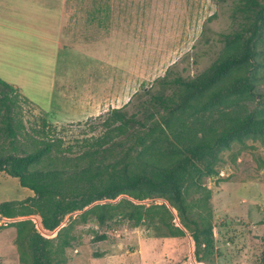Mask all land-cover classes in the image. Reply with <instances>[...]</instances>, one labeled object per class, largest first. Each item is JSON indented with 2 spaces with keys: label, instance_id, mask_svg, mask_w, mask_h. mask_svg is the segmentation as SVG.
I'll return each mask as SVG.
<instances>
[{
  "label": "trees",
  "instance_id": "trees-1",
  "mask_svg": "<svg viewBox=\"0 0 264 264\" xmlns=\"http://www.w3.org/2000/svg\"><path fill=\"white\" fill-rule=\"evenodd\" d=\"M230 17L233 27L220 34L219 54L201 72L186 77L169 67L136 95V105L130 99L83 123L57 126L43 116L39 125L25 124L21 103L32 102L0 77V171L33 192L0 202L1 217L21 216L6 224L15 227L19 264H67L75 224L91 217L102 224L116 216L133 226L157 218L171 235L189 234L197 261H212L211 190L205 181L218 174L223 153L236 144L264 143V93L257 92L264 0H234ZM252 101L251 109L245 107ZM82 124L96 133L68 136ZM120 195L127 197L112 202ZM147 198L166 203L134 202ZM26 216H37L44 230L56 234L44 236Z\"/></svg>",
  "mask_w": 264,
  "mask_h": 264
},
{
  "label": "rangeland",
  "instance_id": "rangeland-1",
  "mask_svg": "<svg viewBox=\"0 0 264 264\" xmlns=\"http://www.w3.org/2000/svg\"><path fill=\"white\" fill-rule=\"evenodd\" d=\"M233 1L0 0L1 14L10 16L12 35L9 44L0 46V77L19 86L32 102L21 103L25 124L39 125L43 116L57 126L83 123L130 99L136 105V95L151 87L169 67L186 77L205 69L222 48L220 34L233 27ZM35 23L43 24L44 29L53 26L51 32H42L51 38L41 41L34 36L29 25ZM59 27L63 31L57 33ZM66 34L69 41L64 43ZM56 35L65 44L58 50ZM259 47L263 66L257 92L263 94L264 36ZM53 76L55 91L59 89L74 103L62 105L52 95ZM254 104L248 102L245 107L251 109ZM93 133L96 131L82 124L74 126L68 136ZM260 157L264 159V143L247 139L246 145L236 144L224 152L218 174L205 181L211 190L215 246L211 262L195 259L188 233L173 236L154 217L133 226L116 216L102 224L94 217L75 224L72 244L65 250L66 263L260 264L264 256V164ZM32 194L17 178L0 171V202ZM121 197L127 195L112 202ZM134 202L148 206L165 201L147 198ZM171 211L176 214L173 208ZM20 217H0V264H19L15 227L6 224ZM26 217L44 236L56 234L57 229L44 230L37 216ZM173 222L179 224L176 216ZM96 234L106 237L95 240Z\"/></svg>",
  "mask_w": 264,
  "mask_h": 264
},
{
  "label": "crops",
  "instance_id": "crops-1",
  "mask_svg": "<svg viewBox=\"0 0 264 264\" xmlns=\"http://www.w3.org/2000/svg\"><path fill=\"white\" fill-rule=\"evenodd\" d=\"M5 15V14H4ZM3 14H1V12H0V46H2V45H4L5 43L7 44H9V42L11 41V39H12V35H11V32H10V28H11V25L10 24H8V22L11 20L10 19V16L7 14V15H5L4 16ZM73 25H71V27H72ZM47 27V26H46ZM62 27H64V26H62ZM29 30L30 31H35V34H34V36H36L37 38H39L41 41L42 40H44V39H49V38H51L49 35H46V34H43L42 32H44L43 30H45V31H47L48 33L49 32H51L53 29V26H50L49 25V27H47V28H45L44 29V25L43 24H37V23H35V24H32V25H29ZM73 28V27H72ZM72 28H71V31H73L72 30ZM4 29H8L9 30V32L8 31H6V30H4ZM57 30V33L58 32H60V31H63V28H57V29H55V31ZM37 32H39V33H37ZM47 33V34H48ZM56 33V32H55ZM71 34H73L72 32H71ZM60 36V35H59ZM66 39H65V41H64V43L66 42V41H69L68 40V36H67V34H66V37H65ZM60 40H58L57 39V35H56V39H55V41H54V43L56 44V50H58L59 49V46H65V44L64 43H61L60 44ZM11 45V44H10ZM68 45V44H67ZM69 46V45H68ZM57 52V51H56ZM51 93H52V95L53 96H55V97H57V99L59 100V102L62 104V105H69V103H74L75 101H74V99L73 98H71V99H69L68 98V96L67 95H65L63 92H60L59 91V89H57L56 91H55V76H53L52 77V86H51Z\"/></svg>",
  "mask_w": 264,
  "mask_h": 264
},
{
  "label": "water",
  "instance_id": "water-1",
  "mask_svg": "<svg viewBox=\"0 0 264 264\" xmlns=\"http://www.w3.org/2000/svg\"><path fill=\"white\" fill-rule=\"evenodd\" d=\"M1 217V216H0ZM15 221V220H14Z\"/></svg>",
  "mask_w": 264,
  "mask_h": 264
}]
</instances>
